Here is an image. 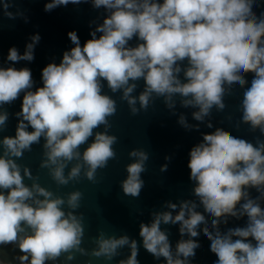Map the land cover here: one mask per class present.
<instances>
[{"label": "clouds", "instance_id": "clouds-1", "mask_svg": "<svg viewBox=\"0 0 264 264\" xmlns=\"http://www.w3.org/2000/svg\"><path fill=\"white\" fill-rule=\"evenodd\" d=\"M69 3L103 6L102 20L90 28V38L81 43L75 29L67 31L72 46L58 63L50 61L40 69L38 85L29 67L15 66L34 59L38 33L30 36L22 53L9 47L0 66V130L9 116L4 105L19 98L14 135L0 137V250L11 246L18 254L10 259L0 256V264H45L55 262L61 253L71 261L74 251L103 257L110 264L125 245L129 253L119 264H140L137 241L127 234L106 236L100 230L93 239L96 247L86 253L80 247L84 218L74 211L82 192L63 197L35 182L26 185L24 177L31 178V173L24 167L22 177L13 157L43 137L47 159L41 166H52L49 174L58 185L78 180L82 168L95 183L96 170L116 158L113 145L118 139L108 132L112 127L108 118L115 115L117 104L102 91L105 82L111 93L121 90L120 99L133 116L159 97L174 109L178 96L180 105L196 109L191 116L202 122L213 106L225 112V96L239 89L240 121L264 135V0H46L43 10ZM12 6V0H0L4 17L21 16L27 22L23 10L9 11ZM138 80L143 81V90L133 96ZM177 122L186 130L199 129L198 124L189 125L183 113ZM100 125L104 130L94 132ZM205 127L213 130L203 132L190 147L186 163L203 213L191 200H182L174 215L152 213L149 223L139 224L141 245L153 259L163 257L162 264H192L203 251L198 243L203 230L208 251L215 256L211 264H264V139L256 138L254 145L214 128L211 120ZM81 145H86L83 151ZM128 156L135 159L124 166L127 175L120 188L124 195L137 197L144 186L140 174L146 170L148 153L133 148ZM74 159L77 162L65 175ZM166 170L167 164L161 165L160 171ZM250 189L258 195L251 197ZM167 207L177 209V204L168 202ZM229 217L246 220L243 226L221 232L219 225ZM162 222H179L182 238L174 249L160 228Z\"/></svg>", "mask_w": 264, "mask_h": 264}, {"label": "water", "instance_id": "water-1", "mask_svg": "<svg viewBox=\"0 0 264 264\" xmlns=\"http://www.w3.org/2000/svg\"><path fill=\"white\" fill-rule=\"evenodd\" d=\"M45 2L46 0H12L13 6L9 8V11L15 13L18 8L23 10L28 17L27 22L21 16L8 19L3 16V10L0 9V66L4 64L9 47L15 46L18 52L22 53L26 43L31 42L30 36L38 33L40 40L34 45V59L15 62L17 67L27 66L31 69L33 80L37 85L40 83V69L50 61L58 63L63 51L72 46L66 35L67 31L75 29L83 43L86 38H90V28H94L96 23L101 22L104 12L103 6L94 9L90 3L75 6L69 3L67 6H58L50 12H45L43 10ZM89 21L94 23L90 25ZM133 42L134 40L130 43ZM136 84V89L131 93L133 96L143 90L142 80L136 81ZM102 91L116 100L117 111L114 116L108 118L112 124L108 132L115 134L118 139L113 145L116 158L110 159L105 168L96 170L95 183L84 176L82 168L78 180H70L66 185H58L49 174V168L52 166H41V162L47 159L43 155L45 151L43 137L38 143H33L29 150H24L20 157H13V159L21 166L22 177L23 168L29 169L31 178L24 177L26 185L30 186L35 182L52 191L54 195L63 197L74 190L82 192L80 206L74 211L84 218V236L80 247L84 248L86 253H90L96 247L93 239L98 236L100 230H104L106 236L127 234L130 240L135 239L139 246L137 259L140 264H162L163 257L155 260L142 247L139 224L149 223L154 212L170 211L174 215L182 200L196 201L197 210L203 213L202 205H199L198 199L193 194L194 181L188 178L189 170L186 163L190 147L202 139L203 132L213 130L206 128L205 122L211 120L214 128L220 127L229 134L252 141L254 145L256 138L264 139V135L260 134L258 129L250 130L247 124L240 121L241 112L238 106L242 94L239 89L231 96H225V112L221 113L213 106L210 116H206L203 122L196 121L191 116V112L196 109L180 105L178 96L174 97L176 100L174 109L167 108L163 98L159 97L150 101L146 111L133 116L129 112L127 102L120 99L121 90L111 93L105 82ZM136 106L139 108L138 101ZM4 108L9 116L0 130V137L14 135L17 117L13 113L19 110V98L10 105H4ZM181 113L185 115L189 125L198 124L199 129L186 130L182 127L177 122ZM103 130V125H100L93 131ZM91 139L89 137V140ZM85 146L81 145L80 150L83 151ZM133 148H142L148 153V159L145 162L146 170L140 174L144 186L137 197L124 195L119 183L127 175L124 166L135 159L128 156V152ZM2 150L0 147V152ZM165 157L170 159L166 160ZM76 162L74 159L68 163L64 170L65 175ZM164 164H167V170L162 172L160 167ZM249 192L253 198L258 195L255 189H250ZM168 202L177 204V209H169ZM261 204L264 206V200ZM206 218L209 222L212 219L207 216ZM245 220L246 217L240 219L229 217L227 223H221L219 228L221 232H224L229 227L243 226ZM160 228L166 231L174 249L176 242L182 238L178 232L179 222L176 224L162 222ZM184 238L187 236L185 235ZM198 243L204 246L203 251L197 253V259L193 260L192 264H211L215 256L208 251L209 241L203 237V230ZM128 253L127 245L118 248L117 255L112 258L110 264H119L120 260L127 258ZM14 254H18V250L14 251L11 246L0 250V256L6 259H10ZM66 256L67 253H61L55 262L46 261L45 264H106L103 257H92L80 252L74 251L71 261L65 260ZM13 264L18 262L13 261Z\"/></svg>", "mask_w": 264, "mask_h": 264}]
</instances>
